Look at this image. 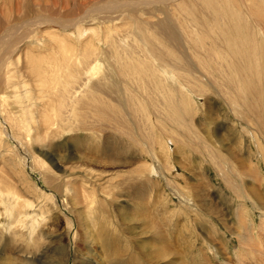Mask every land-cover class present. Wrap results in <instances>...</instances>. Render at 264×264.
Instances as JSON below:
<instances>
[{
	"label": "rangeland",
	"instance_id": "1",
	"mask_svg": "<svg viewBox=\"0 0 264 264\" xmlns=\"http://www.w3.org/2000/svg\"><path fill=\"white\" fill-rule=\"evenodd\" d=\"M100 1L104 0H69V7L64 8L66 0H0V264H24L27 260L34 264H224L225 257H234L231 247L236 244L227 225H237L240 216L243 224L250 218L256 223L264 217V209L246 199L250 206L243 208L236 195L243 196L245 187L257 183L250 177H245V183L234 177L224 182L216 171V161L247 144L257 151L254 134L264 149V131L254 133L252 125L241 122L228 103L220 100L223 89L217 95L209 92L210 87L201 86L206 89L205 96L185 97L190 104L188 123L170 125L163 121L164 109L159 103L156 108L147 107V113L157 114L153 142L158 146L153 143L154 153H146L140 144H131L132 133L118 131L125 125V129L134 127L145 113L129 105L119 108L129 92L141 97L140 82L132 79L126 90L115 73L122 61L141 58L140 33L158 42V48L184 57L179 65L186 69L189 33L200 38L195 43L201 50L209 47L214 36L201 22L192 21L204 19L200 11L212 2L136 0L141 4L136 9H89ZM233 1L225 0L228 4ZM236 1L240 8L251 5L250 0ZM64 18L72 25L62 30L54 20ZM43 20L51 23L38 24ZM167 21L179 38L173 43L183 47L179 52L171 41L157 38ZM9 27L12 30L7 31ZM256 40L264 48V36L259 34ZM10 43L13 49L6 54ZM62 48L67 50L66 56L61 54ZM189 53L191 62L198 65L194 53ZM194 55L201 61L202 54ZM214 58L219 54L214 52ZM263 58L255 64L256 72L264 71ZM64 59L68 64L62 74L58 70ZM29 61L51 62L58 75H70L68 80L73 77L66 96L61 97L58 85L39 84L28 70ZM220 66L223 64L215 65ZM200 67L199 63L192 74L180 72L186 86L189 76V81L196 79L204 85L211 81L199 76L196 71ZM230 69L225 67L223 73L236 78ZM242 71L240 80L247 75L244 84L260 93L264 109V75L253 77L252 71ZM92 85L96 87L93 93L88 88ZM166 85L177 87L171 82ZM155 98L157 102L159 97ZM89 100L90 106L85 105ZM96 100L118 106L121 112L110 113L109 123L100 121L94 117ZM42 112L45 123L39 117ZM7 117L27 124L31 137L23 136L24 146ZM261 124L264 130V121ZM255 158L260 160L259 155ZM151 169L156 174L151 175ZM259 169L264 175V168ZM195 200L216 204L223 215L199 212L193 221L197 215L187 213L186 206ZM164 207L166 211L159 212ZM157 234H162L163 243L170 242L168 253L160 259L156 257ZM90 238L93 243L88 252Z\"/></svg>",
	"mask_w": 264,
	"mask_h": 264
},
{
	"label": "bare ground",
	"instance_id": "2",
	"mask_svg": "<svg viewBox=\"0 0 264 264\" xmlns=\"http://www.w3.org/2000/svg\"><path fill=\"white\" fill-rule=\"evenodd\" d=\"M67 1L69 0H66V2H64L65 3L63 6L64 8L65 6L69 7ZM135 1L136 0H126V1L104 0L97 2L96 4L93 5L91 4L92 6H90L89 9L95 12L96 11L99 12L102 10L113 11L122 6H128L133 9H136L135 7L141 4L140 2L138 4ZM200 1L204 2L207 0H200ZM211 2H212L211 5L200 11L204 19L193 20L192 18V21L194 24H199L201 22L200 24L204 26L206 31L208 33L209 31H212L214 36L209 39L210 41L208 42L210 44L209 47L204 50H201L202 47H197V44L195 43V42H199L200 38L198 37L195 38L196 36L192 32L189 33L188 38H190L191 42L186 41L188 46V48L186 47L188 49L186 69L184 66L181 67L179 65L180 64L179 61L185 60L183 56H182L183 58H181V55H177L175 52L173 53L168 48L167 50L158 48L159 43L155 41L157 44L155 45L154 39L152 40L151 37L147 36L144 33H140L138 36V39L140 38V41H142L140 48L141 58L138 59L137 61L135 60L122 61L115 69V73H118V75L121 76L119 77L122 79L124 88L126 90H128V83L132 79H136L137 81L140 82L141 97H138L133 92H129L125 98L126 99L125 102L119 108L127 109L129 105L131 108H138L141 111H144L145 113L140 115L139 122L137 125H135L134 127H130L128 129H125L127 126L125 125L124 129L123 128L118 129V131L122 134L132 133L133 136L129 140L131 144L133 146L134 144H136V146L137 144L138 145L140 144L146 153L149 154L154 153L153 143L156 142H153V138H154L153 130H156V126H157L156 122L158 121L156 113H154L153 115L146 112L147 107L156 108L158 107L156 103H159L164 109V113H163L164 118L162 117L163 121L165 123H169L170 125L171 124L177 125L179 123L185 124L186 120L188 123V121L191 120L190 115L188 114L189 112L188 109H190L189 107L190 104H189V100L188 99L186 100L185 97L191 98L192 95H194L199 98L205 96L206 89L202 88L201 86L210 87L211 89H208L210 90L209 92L217 93V95L223 89V92H221L222 96L220 95L221 97H219L220 100H224L228 103L231 109H233V111L235 112L236 116L240 117V119L243 120L241 122L246 126L252 125L253 128L252 127L251 128L253 129L254 133L258 131V134H261V131H264L262 130V126H261L262 125L261 121H264V109L263 107L260 106L261 95L259 92L257 93L253 92L251 90L252 87H248L249 84H244L245 83L244 80H246L247 78L246 74H244L243 79L240 80V72H243L242 68H244L245 72L252 71L251 73L253 77L254 76L260 77L264 75V71L257 70L256 72L255 70V64H258L259 60H261V57H264L263 55L264 48L261 46L262 44L260 45L258 40H256L259 34H262L264 36V0H250L251 5L245 8H240V4L236 0H234L231 4H228L227 2H225V0H211ZM141 3L147 4L146 2H141ZM127 11H130L129 8ZM93 14L95 15L96 13ZM93 14L92 16H94ZM164 14L166 15L167 11H165ZM167 17L169 16L167 15L166 18ZM244 20L246 21V23H244L245 22ZM24 22L29 24L31 21L26 20ZM54 22L62 30L69 28L72 25L71 20L65 18L60 20H54ZM43 23L47 24L51 22L45 20L38 22V24H43ZM184 23H182L181 26H184L185 25ZM169 24L168 21L167 23H165V25L163 24L164 26H162L163 28L162 32L163 31L164 32L163 34H161V36L156 35L157 38L159 39L160 37L161 39V37L163 36L162 38H165V40L163 39L165 42L166 39L167 42L168 40L171 41L172 43L179 42V38L173 33L172 30H170ZM173 26L172 28L174 29L175 26L174 27ZM11 28L12 27H9V29L6 28V30L10 31L12 30ZM156 28H158V26ZM13 30H15V28H13ZM202 34L204 36V33ZM25 37L26 34L23 35V38ZM145 40L147 42H145ZM161 43H163V41ZM12 46L14 45H11L10 43V45L7 47L8 52L6 51L7 52L6 54L12 51L13 49ZM175 46H176V51L183 48L182 45L181 46L179 45V47H177L178 44L177 45L175 44ZM189 50L194 54L200 56L201 54L203 55L201 61L198 60V56H195L194 54H193V58L196 59V64L199 65L200 63L201 65L199 69L200 71H196L199 73V76L204 78L207 77L210 78L211 81H208L206 83L207 85L202 84L196 79L189 81L190 79L189 76L186 81L187 82V86H186L185 82L180 77V72L184 70H186L187 73L192 74V72L195 69H197L198 65H195L190 60L192 55L191 53H189ZM185 52L186 51L184 49V53ZM214 52L219 54V58L216 60L214 58ZM66 53L67 50L65 48H62L61 54L66 56ZM1 60L2 59H0V67L2 65ZM212 61L213 62L218 61V62L212 63ZM67 64H68L67 59H64V61L60 63L58 70L59 73L65 74V68ZM216 64L218 65L223 64V66L216 68L215 67ZM225 67L229 69L231 68L230 70H232L236 78L231 77V75H229L227 71L223 73ZM28 70L31 72V74H33L34 77L38 78L37 82H39V84H42V82L43 83L51 82L53 85H58L63 91L61 93L62 98L66 96L67 90L70 88L72 82L74 81L73 77H71V79L69 80L67 79V77L69 78L70 75H58L57 67H54L53 63L51 62L39 61L35 63L33 61H29ZM49 71L51 72V74L47 75ZM44 75H47V78L44 77ZM167 82H171L177 87L176 88L168 87L166 85ZM86 84L87 83H85V85ZM242 86H244V88ZM88 88H90V91L92 90L91 93L95 92L96 90V87L94 85ZM186 90L187 92H185ZM156 96L159 97V100L157 102L154 101L156 99L155 98ZM96 101L99 102V104L94 107L96 108V111L94 112V117L100 121L108 120L107 122L109 123L110 113L119 114L121 112L120 110L118 111V106H112L106 103H101L99 100ZM84 104L90 106V100L85 101ZM184 104H186L185 107L187 109L184 108ZM258 108L261 109L258 110ZM39 117L41 118L43 123L46 122V117L44 112H42L39 115ZM120 119L123 120L121 116ZM8 120L10 121L12 126H14L17 129L18 135L16 138L19 141H21L24 146L25 140H23L24 139L23 136L31 137L29 135L28 130L26 129L27 124H25V122L23 121H20V119L17 117L15 118L10 117L8 118ZM187 131L189 132V128ZM255 135L256 134L253 135L255 139L254 146L257 151L253 152L252 149L250 148L251 145L247 144L246 146H249V149L245 148L246 146L244 145L245 147H240L241 149L237 150L236 153H227V155L222 156L220 162L216 161V168H217L216 171H218L221 180H223L226 183L230 180V177L237 178L241 182L245 179V177L252 178L254 184L255 183L257 184L252 185L249 183L252 186L248 185L247 186L248 188L245 187L243 196L236 195V197L242 200L241 202L242 205L244 206L243 208L249 207L250 204H252L253 206L257 204L258 208L264 209V175L261 173L260 171L261 169H259V167H261L263 171L264 168V149L261 146V143L258 141L257 137L255 138ZM136 139L138 142L136 141ZM256 155H259L260 160L259 159L256 160L255 158ZM218 158H220V156ZM150 172L151 175L156 174V171L152 169ZM243 183H245V181H243ZM226 185L229 186V184ZM190 194L194 196L192 191H190ZM245 199L248 200L250 204L246 203L244 201ZM186 207H187V213L192 212V214L194 213L197 215L195 217H192L193 221L197 220L199 212H204L205 214H210V215L212 214L223 215L221 209L212 202L198 203L195 200L191 204L187 203ZM163 209L164 210L162 209L159 210V212L164 213L166 211V208L164 207ZM241 219H243L242 216H240V219L237 217L238 223L234 227H231L230 225L229 226L227 225L226 227L227 232L232 235L233 239H235L236 241V244L235 247L234 246L231 247V249L234 251V257H225L224 264H264V239H261V237L264 236V217H262L258 222L256 221V223L254 222L253 218H250L248 224L247 223L243 224V221ZM141 223L142 225H146V223H144L143 221H141ZM84 229L87 231L85 225H84ZM159 229H161V226H159ZM89 237L86 236V238L88 239ZM156 240H158L159 243V248L157 250L156 257L160 259L168 253L169 251L168 247L170 245V242L167 241L163 243L162 234H157ZM91 243H93V240L90 238V240L87 242L86 245L87 250L91 248L92 246ZM208 248L210 249L209 246ZM224 249L227 251L228 247L224 245ZM230 258L234 259L233 262L229 260ZM1 264H12V263L4 262ZM24 264H34V262H32L31 260L29 261L27 260V263ZM40 264H46V263H40ZM53 264H61V263L53 262Z\"/></svg>",
	"mask_w": 264,
	"mask_h": 264
}]
</instances>
